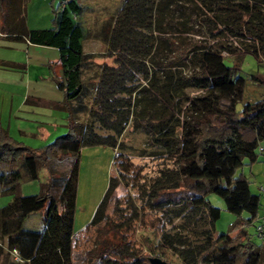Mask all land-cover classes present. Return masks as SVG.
<instances>
[{
  "label": "trees",
  "instance_id": "obj_1",
  "mask_svg": "<svg viewBox=\"0 0 264 264\" xmlns=\"http://www.w3.org/2000/svg\"><path fill=\"white\" fill-rule=\"evenodd\" d=\"M25 1L0 0V30L6 37L57 49L61 77L54 82L64 96L67 132L31 150L0 124V195L12 197L0 208V240L19 257L8 264H74L73 239L90 227L93 245L85 256L92 264H150L132 240L139 219L134 195L145 201L143 207L160 211L168 225L181 220L178 229L201 237L192 243L179 232H162L156 243L143 238L149 252L163 255L171 249L181 264H261L264 249L247 226L254 220L262 223L261 235L256 226L255 235L264 237V204L259 215V194L235 172L245 158L249 163L257 160L256 147L264 138V100L235 109L244 79L222 57L241 60L250 54L258 62L264 60V0H122L97 34L84 26L81 0L52 7V26L41 29L26 27ZM92 38L106 50L85 52L83 42ZM106 57L110 64L100 63L94 74L83 77L86 66ZM189 90L202 94L191 96ZM135 94L142 97L139 107ZM80 115L85 118L80 120ZM129 126L144 133L151 147L138 155L165 154L177 168L160 170L148 185L130 181L132 149L121 140ZM94 145L116 151V174L109 176L84 228L74 233L78 152ZM56 151L74 158L64 172L57 173ZM259 152L264 155L263 148ZM42 169L47 178L39 192L21 195L23 176L36 181ZM130 183L139 191L125 193L123 206L118 190ZM209 193L222 198L229 213L245 214L232 226L235 234L214 233L220 210L206 198ZM41 210L43 229L24 228L26 217ZM198 223L208 228L196 231Z\"/></svg>",
  "mask_w": 264,
  "mask_h": 264
},
{
  "label": "rangeland",
  "instance_id": "obj_2",
  "mask_svg": "<svg viewBox=\"0 0 264 264\" xmlns=\"http://www.w3.org/2000/svg\"><path fill=\"white\" fill-rule=\"evenodd\" d=\"M81 2L85 6V12L82 16L84 26L91 34H97L101 29L104 20L116 13L122 0H81ZM58 3L63 2L62 0H26L24 5V15L25 22H27L30 29L50 28L52 26L51 9L52 7H56ZM8 42H10V40L3 39L2 41L1 39L0 56L7 55L11 57H20V54L16 50L9 48L11 45ZM83 50L85 52L99 53L104 52L106 46L100 40L92 38L83 42ZM222 60L228 67L235 66L238 74L244 79L241 98L235 104V109L237 111L246 103L255 102L260 99L264 100V60L258 62L250 54L244 55L241 60H238L231 55H223ZM103 62L110 64L111 58L106 57L95 59L94 63H91L83 69V77H90L97 71L98 64ZM188 93L191 96L202 94L201 91L196 90H189ZM6 97H8V95H6ZM6 99L7 98L4 99L5 105L7 103ZM133 99L135 106L139 107L142 103V97L139 94H135ZM14 101L17 103L18 100L16 97ZM84 118L85 115L79 116L80 120H83ZM66 132L67 127L65 129L62 128L60 132L54 133L46 141L39 137H30V140H28L27 143L30 145L31 150H36L43 145L52 142L56 137L63 135ZM100 133L105 134V132ZM146 139L147 137L144 133L138 130H131L130 126L121 138L123 143L132 149V151H129L132 154L128 156V160L132 166L129 171L130 173L128 174L130 176V181L133 180L134 184L146 183L148 185L154 181L155 177L160 176V170L174 171L177 168L173 158H170L168 155H138L137 152L139 150L144 148H146V150L151 149V147L146 145ZM260 148L264 149V138L258 142L256 147V153L258 154L257 160L249 163L248 159L245 158L243 160V165L235 172L236 176L241 175L247 180L249 190L252 193L259 194V215L262 214V206L264 204V192L258 191L260 185L264 186V155L260 154ZM115 153L116 151L108 146L94 145L80 148L78 152V176L72 223V230L74 233H78L84 228L105 190L109 176L116 174L115 167L112 165V159ZM53 159L55 160L54 162L56 164L57 173H59L61 171H66L70 166L69 162L74 158L70 155L67 156L66 154L55 152ZM1 169L4 168L0 166V170ZM46 178L47 172L44 169L40 170L39 178L36 181H28L23 176V179L19 184V193L21 195L38 193L39 185L43 183ZM137 191H139L138 185H134V188H132L131 183L129 185H121L118 192L123 194V206L126 201V195L129 194L132 196ZM206 198L211 205L220 210V215L214 222V233L235 234V226H232L236 225L240 219L244 218L245 214L236 217L226 211L222 198L214 193L207 194ZM11 199L12 197L10 195H0V208L6 206ZM133 199L139 209V219L134 223L133 231L131 232L134 247L145 257L159 256L171 264H181V259L178 257L177 253L171 249H166L163 255H158V252H156V254L149 252L146 246L141 243L143 242V238H147L151 243H156L162 232H168L170 234L179 232L186 236L192 243H197L201 241V237H198L186 228L178 229L179 227L177 226H179L181 220L176 219L171 225H168L165 223L166 217H164L160 211L150 209L146 206L143 207L145 201L143 199L141 201L136 200L135 195ZM43 217V210L34 212L26 217L23 222V227L31 230H42L44 226ZM258 223V221L254 220L250 226H247V231L251 235L253 241L256 243L260 242V245L264 249V237L261 236L262 238L260 239L255 235V226ZM194 228L196 231H200L201 229L208 227L198 223ZM93 235L94 229L91 227L84 229L75 235L72 244V260L74 264H92V262L86 258L85 250L92 247ZM14 260L13 254L7 250L5 242L0 240V264H8ZM260 263L264 264V255H262Z\"/></svg>",
  "mask_w": 264,
  "mask_h": 264
},
{
  "label": "crops",
  "instance_id": "obj_3",
  "mask_svg": "<svg viewBox=\"0 0 264 264\" xmlns=\"http://www.w3.org/2000/svg\"><path fill=\"white\" fill-rule=\"evenodd\" d=\"M25 24L30 29L27 22ZM2 25L0 15V28ZM1 39L10 40L9 48L16 50L20 57L0 56V124L11 138L30 148L27 143L30 137L46 141L66 128L68 112L63 105L64 96L54 82V78L61 77L58 51L53 47L6 37L0 30ZM2 63L14 64L15 67L1 66Z\"/></svg>",
  "mask_w": 264,
  "mask_h": 264
},
{
  "label": "built area",
  "instance_id": "obj_4",
  "mask_svg": "<svg viewBox=\"0 0 264 264\" xmlns=\"http://www.w3.org/2000/svg\"><path fill=\"white\" fill-rule=\"evenodd\" d=\"M258 191H259V192H264V186L260 185V186L258 187ZM262 228H263V224H262V223H258V224L256 225V231H257L258 235H261ZM12 253L14 254V259L19 260V257H18V255H17V253H16V250H13Z\"/></svg>",
  "mask_w": 264,
  "mask_h": 264
},
{
  "label": "water",
  "instance_id": "obj_5",
  "mask_svg": "<svg viewBox=\"0 0 264 264\" xmlns=\"http://www.w3.org/2000/svg\"><path fill=\"white\" fill-rule=\"evenodd\" d=\"M148 261L150 264H171L158 256H149Z\"/></svg>",
  "mask_w": 264,
  "mask_h": 264
}]
</instances>
